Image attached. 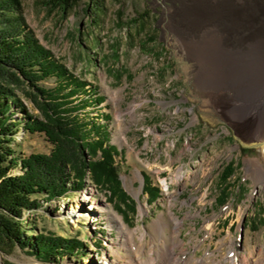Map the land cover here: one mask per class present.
Here are the masks:
<instances>
[{"label": "rangeland", "instance_id": "obj_1", "mask_svg": "<svg viewBox=\"0 0 264 264\" xmlns=\"http://www.w3.org/2000/svg\"><path fill=\"white\" fill-rule=\"evenodd\" d=\"M194 1L99 0L104 11L93 14L94 0H75L76 6L63 17L59 10L50 11L44 0H22L33 35L88 83L87 90L92 85L104 97L102 104L80 116L90 113L92 120L106 125L111 143L123 152L116 157V166L132 201L111 197L110 188L96 185L88 174L83 189L42 202L40 209L24 216V223L36 228L30 233L76 238L85 243L83 254L44 263L19 247H3V264H126L127 252L134 253L138 245L123 233L128 241L121 246L115 214L136 231L137 243L145 235L144 259L151 242L159 251L165 241L187 264L224 262L232 240L241 256L264 246V165L259 170L254 165L257 148L206 100L197 84L196 63L177 40L185 30L184 10ZM39 85L54 89L57 82L53 77ZM16 89L29 113L42 118L31 100L32 91ZM15 117H24V112L17 110ZM16 143L22 156L53 151L45 134H30L23 127ZM85 158L90 161L87 151ZM233 162L237 170L228 179L231 196L221 205V175ZM144 174L160 190L154 203L144 190ZM170 208L181 224L176 242L182 247L173 244L172 222L166 233L157 229L162 215L170 221ZM209 223L215 229L212 237ZM226 238V245H221ZM190 258L194 260L189 262Z\"/></svg>", "mask_w": 264, "mask_h": 264}, {"label": "trees", "instance_id": "obj_2", "mask_svg": "<svg viewBox=\"0 0 264 264\" xmlns=\"http://www.w3.org/2000/svg\"><path fill=\"white\" fill-rule=\"evenodd\" d=\"M98 1L94 0L90 7L93 14L104 11ZM44 3L50 11L59 10L63 17L76 6L75 0H44ZM22 10V0H0V248L19 247L38 261L58 263L66 256L82 255L85 243L76 238L51 236L44 231L38 235L34 231L30 233L35 227L24 223L25 214L40 209L42 202L83 189L88 174L96 185L110 188L111 197H120L125 202L132 199L123 189L116 166V157L123 152L111 143L108 128L92 120L90 113L80 116L87 108L102 104L104 97L92 85V89L87 90L88 83L70 72L39 42ZM53 77L57 82L54 89L39 85L40 81ZM18 87L32 91L31 100L42 118L29 113L17 93ZM76 96L83 98L77 101ZM15 109L24 112V117H15ZM21 127L30 134H45L53 145L51 154L22 156L16 143ZM86 151L89 162L85 158ZM16 170L21 172L16 173ZM236 170L233 162L221 175L222 189L218 198L221 205L231 196L228 179ZM144 178V190L150 203H154L160 197V190L152 186L147 174Z\"/></svg>", "mask_w": 264, "mask_h": 264}, {"label": "bare ground", "instance_id": "obj_3", "mask_svg": "<svg viewBox=\"0 0 264 264\" xmlns=\"http://www.w3.org/2000/svg\"><path fill=\"white\" fill-rule=\"evenodd\" d=\"M242 1L237 5L231 0L194 1L184 10L181 26L185 30L177 40L184 53L196 63L197 84L206 100L257 148L258 163L254 165L259 170L264 165V0ZM163 187L168 189L167 184ZM161 217L156 223L158 231L166 233L172 222L173 244L182 247V242H176L181 224L171 208L170 221L164 215ZM114 218L121 228V246H127L128 241L123 233L138 245L134 253L127 252L126 264H187L163 240L159 251L155 242H151L149 256L144 259L145 235L137 243L136 231L117 214ZM207 230L212 237L215 232L212 223L207 225ZM227 240H222L221 245H226ZM193 260L190 258L189 262ZM0 264H3L1 254ZM216 264H264V246L241 256L232 240L224 262Z\"/></svg>", "mask_w": 264, "mask_h": 264}]
</instances>
